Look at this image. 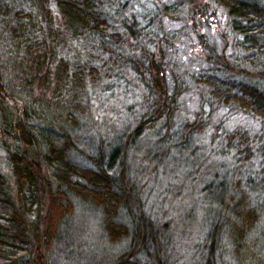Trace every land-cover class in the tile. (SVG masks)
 Returning a JSON list of instances; mask_svg holds the SVG:
<instances>
[{
  "label": "trees",
  "instance_id": "trees-1",
  "mask_svg": "<svg viewBox=\"0 0 264 264\" xmlns=\"http://www.w3.org/2000/svg\"><path fill=\"white\" fill-rule=\"evenodd\" d=\"M170 1L172 5H164L159 13L175 21L177 14L192 11L203 20L194 29L203 26L205 16L215 18L222 10L233 33L244 38L240 49L255 59L264 56V5L259 0ZM114 12L125 15H118L117 30L111 22ZM164 28L159 22L157 34L139 29L135 15L117 0H0V152L13 179L0 169V264H51L61 228L78 204L101 211L109 244L128 242L127 252L112 264L165 260V226L145 212L137 182L128 176L135 140L158 128L166 130V136L172 132L182 110L180 98L189 90V81L177 76L173 67L185 75L186 71L170 60L165 48L179 32L171 36ZM209 52L207 63L212 64L215 53L218 62L222 58L223 65L230 66L226 51L218 55L212 45ZM125 65L132 70L128 75L147 91L148 111L107 143L91 144L81 135L93 128L91 91L99 87L103 72ZM190 79L208 88L221 104L264 120V91L256 85L237 83L227 75L220 80L213 73ZM205 129L198 117L183 124V137ZM215 131L219 132L213 142L223 141L224 154L234 150L244 160L255 156V142L247 132L229 133L220 127ZM171 137L169 143L155 145L167 158L169 151L185 147ZM79 144L86 149L80 150ZM259 152L264 170V150ZM261 181L253 185L245 180L231 187L224 179L207 187L213 203L207 213L219 216L208 225L205 246L211 254L205 264H213L219 241L224 242L225 256L239 262L240 250L258 243L254 230L264 221V199L259 205L264 178ZM261 236L264 239V232ZM257 256L264 258L261 252Z\"/></svg>",
  "mask_w": 264,
  "mask_h": 264
},
{
  "label": "rangeland",
  "instance_id": "rangeland-1",
  "mask_svg": "<svg viewBox=\"0 0 264 264\" xmlns=\"http://www.w3.org/2000/svg\"><path fill=\"white\" fill-rule=\"evenodd\" d=\"M117 1L121 3L124 11L135 15L139 29L157 34L160 22L171 36L176 31L179 32L176 39L165 43V48L167 47L170 60L184 68L186 75L179 72L177 67H173L174 72L189 81V90L180 98L181 114L175 118L174 130L167 136L166 130L158 128L142 133L140 139L135 140L128 159V176L137 182L136 191L145 202V212L154 220H159L161 226H165L169 246L168 254L164 256L166 261L163 260L162 264H205L211 254L210 248L205 246L207 234L211 229L208 225L213 218L219 216L218 213L208 214L213 203L209 200L206 189L210 184L217 186L219 180L224 179L233 185L231 187L245 180L256 182L252 183L253 185L263 182V160L259 151L264 150V120L254 114L243 113L238 107L221 104V101L211 97L208 88L193 82L190 77L193 75L195 78H201L213 73L222 80V75H227L228 79L237 83L254 84L264 91V77L261 74L264 72V56L255 59L240 49L239 44L244 38L233 33L222 10L217 11L215 18L205 16L203 26L194 29L193 25L201 22L202 17L195 18L192 11L186 10L177 14L175 21H169L168 17L159 13L164 5H172L170 0ZM259 1L264 5V0ZM118 15H121L122 19L125 18L124 14L114 12L111 22L116 24V30L119 29L120 22ZM156 18H160L159 22L154 23L153 19ZM197 31L203 36L206 45H202ZM87 45L84 44V47ZM212 45L216 46L218 55L226 51L229 70L223 65L222 58H219L220 62L217 61L218 56L215 53L210 60L212 64L207 63L206 58ZM89 49L86 47V52ZM125 67L126 65L119 71L116 68L115 72H103L99 87L91 91L93 108L89 127L93 128L90 132L81 133L91 144L101 141L107 143L118 133L134 126L136 120L148 111L145 108L148 104L147 91L138 80L128 75L132 70ZM198 117L199 120L203 119L205 131L185 139L182 133L183 124L193 122ZM216 127L229 133L236 130L247 132L255 142V156L250 157L249 161L244 160L243 156L237 157L234 150L224 154L223 141L216 139L215 143L213 142L215 133L219 132L215 131ZM174 131L178 132L179 136H175ZM170 136L185 147L169 151L167 158L155 145L158 142L164 145L167 140L169 143ZM79 148L84 151L85 144H79ZM3 156L0 152V169L12 181L10 169L3 162ZM151 157L153 159H150ZM260 190L257 191V196L262 195ZM258 199L254 200V204ZM263 199L264 197H260L259 205L263 206ZM101 220L100 210L78 204L73 218L61 228L60 240L53 249L51 264H112L125 254L129 248L128 242L109 244L102 230ZM254 232L258 235V243L253 245L254 247L240 250V262L231 256L226 257L224 242L219 241L212 263L263 264L264 258L260 261L261 254L259 257L257 254L261 252L264 256V239L261 236L264 232V221ZM141 264L155 263L142 260Z\"/></svg>",
  "mask_w": 264,
  "mask_h": 264
}]
</instances>
